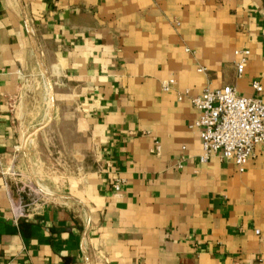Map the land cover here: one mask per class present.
I'll return each mask as SVG.
<instances>
[{
	"label": "crops",
	"instance_id": "1",
	"mask_svg": "<svg viewBox=\"0 0 264 264\" xmlns=\"http://www.w3.org/2000/svg\"><path fill=\"white\" fill-rule=\"evenodd\" d=\"M226 86L264 102V0H0V264H264V146L191 128Z\"/></svg>",
	"mask_w": 264,
	"mask_h": 264
},
{
	"label": "built area",
	"instance_id": "2",
	"mask_svg": "<svg viewBox=\"0 0 264 264\" xmlns=\"http://www.w3.org/2000/svg\"><path fill=\"white\" fill-rule=\"evenodd\" d=\"M235 70L237 77L242 75L249 52L247 49L235 50ZM202 70L198 69V72ZM174 85L173 79L161 83V90L168 92ZM255 91L257 82L252 83ZM188 96L187 91L177 95L180 101ZM192 108L197 112L191 128L198 131L201 147L200 162H206L212 155L232 163L242 171L253 157L256 146H264V102L256 97L239 96L232 87L204 89L198 95L189 96ZM154 153L160 148L154 143ZM119 191L118 183L112 186ZM6 264H14L7 262Z\"/></svg>",
	"mask_w": 264,
	"mask_h": 264
},
{
	"label": "water",
	"instance_id": "3",
	"mask_svg": "<svg viewBox=\"0 0 264 264\" xmlns=\"http://www.w3.org/2000/svg\"><path fill=\"white\" fill-rule=\"evenodd\" d=\"M36 55H37V58H38V61H39V66H40V70H41V73L42 75L44 76V79H45V83H46V87H47V90H48V95H49V100H50V104H51V107L50 109H52V101H53V90H52V84H51V80H50V77H49V74H48V71L46 69V67L44 66V63L42 62L39 54L37 53V51H35ZM49 120H50V117H49ZM42 128H39L37 129L31 136L33 137L37 132H39Z\"/></svg>",
	"mask_w": 264,
	"mask_h": 264
}]
</instances>
